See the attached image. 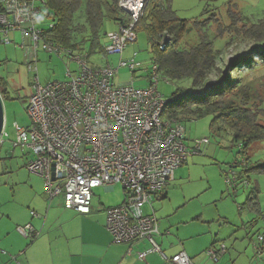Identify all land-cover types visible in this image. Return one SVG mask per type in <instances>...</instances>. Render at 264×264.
<instances>
[{"label":"built area","instance_id":"2783aa9c","mask_svg":"<svg viewBox=\"0 0 264 264\" xmlns=\"http://www.w3.org/2000/svg\"><path fill=\"white\" fill-rule=\"evenodd\" d=\"M146 1H119L120 8L131 19L126 24H118L109 36L105 46L107 55L122 57L127 46L136 42V27L143 16ZM43 3L44 0H0L4 7L0 12V42H11V34L20 31L21 46L27 51V63L33 71L39 48L59 56L67 55L77 63V68H68L65 80L46 85L35 76L34 92L25 102L31 126L14 125L16 139L12 146L33 154L27 169L43 178L49 202L63 194L65 207L79 214L91 212L95 188L114 189L120 184L126 193L124 201L107 209L106 228L113 241L148 240L152 247L139 253L141 259L149 252H161L154 239L159 233V220L154 214H146L145 207L151 206L175 180V171L186 164L190 156L203 153L202 147L209 143V139L195 140L189 146L185 142L183 122L163 116L170 99H165L158 90L159 73L155 60L148 87L137 88L133 81L116 84L114 76L121 67L134 72L140 63L133 58L121 60L118 67L111 64L94 66L82 51L52 41L39 27L42 18L39 5ZM170 38L161 34L155 43L163 50ZM181 97L182 94H178L175 99ZM99 109H104L109 122L118 123L119 119H124V127L131 135L121 130L115 142H106L96 148L97 142H89L86 135L70 134V126L77 118H81L82 124L88 119L95 123ZM136 120L143 121V126L134 127ZM7 137L5 129L0 147L5 145ZM76 142L79 148H76ZM158 142L165 144L166 149H160ZM239 146L241 151L242 145ZM239 163L244 165V159ZM239 163L235 162L227 172V182L235 191L242 185L249 186V181L233 169ZM31 214L39 216L35 211ZM116 222L122 226L120 235L113 231ZM17 231L30 240L40 234L31 224L18 226ZM226 252V245L221 243L208 248L205 253L217 263ZM167 261L169 264H194L185 251L167 258Z\"/></svg>","mask_w":264,"mask_h":264},{"label":"rangeland","instance_id":"374dc122","mask_svg":"<svg viewBox=\"0 0 264 264\" xmlns=\"http://www.w3.org/2000/svg\"><path fill=\"white\" fill-rule=\"evenodd\" d=\"M163 3H169L175 16L186 21V31L180 42L181 48H190L199 42V27L203 22H207L203 29H207L211 38L217 35L219 24L211 20L212 16L216 14L221 23L227 25L231 22V7L250 22L256 23L264 19V0H163ZM82 10L77 13L80 16L77 21L84 23ZM115 30V23L106 20L100 32L103 45L108 43V37ZM163 34L172 37L170 32ZM137 35L136 42L127 46L122 57L107 55L100 47L92 48L91 41L81 43V50L77 51L88 55V61L99 67L107 64L118 67L121 60L129 61L135 58L136 62L140 63L136 71L131 72L129 68L121 67L114 76V81L116 84L133 81L135 87L146 88L150 85L155 51L144 24L137 28ZM11 38L9 43L0 42V83L6 89L4 104L8 134L5 145L0 147V208L3 209L23 203L21 199H26L30 192L31 182H28V179L36 176L27 169L33 154L23 152L20 148L14 149L12 146L16 139L14 125L24 128L31 126L25 102L34 92L35 76L39 77L42 85H46L65 80L68 68H77V63L71 61L67 55L59 56L39 48L33 71L27 63V51L21 46V32L12 33ZM80 40L81 36L78 37V41ZM214 41V47L220 50L223 61L220 65L225 69L231 61L246 57L251 51L264 49V44L242 37L229 41V35H225L222 38H214ZM242 75L244 81H251L256 88L264 92V64L245 71ZM212 78L214 79L215 75ZM190 84L188 79L166 81L160 75L158 90L168 100L181 87L191 88ZM211 120L212 117L208 116L183 122L186 144L191 146L193 141L203 138H208L209 143L202 147V154L190 156L187 163L175 171V180L165 189L166 197L157 203H160L161 207L156 208L155 215L159 216L161 222L170 219L173 223L190 222L199 217L201 220L196 224L197 232L202 237L199 238L201 243L210 245L216 241L217 244L224 243L227 247L228 253L219 261L221 264L228 260L230 264H264V172L252 170L255 166L264 165V139L249 146L243 155L240 153V141H235L229 131H217L213 128ZM244 158H247L246 165L239 163ZM235 162L239 164L233 169L243 176L244 180L249 181V186L242 185L237 191L227 182V172ZM247 168L248 171L245 172ZM252 191L257 197L260 196L263 214L260 217L248 201ZM125 197L126 193L120 184H116L112 191L97 187L93 190L92 203L112 207L121 204ZM54 203L63 206L64 197H57ZM145 213L153 214L152 208L145 207ZM205 252L203 251V254H206Z\"/></svg>","mask_w":264,"mask_h":264},{"label":"trees","instance_id":"16d2710c","mask_svg":"<svg viewBox=\"0 0 264 264\" xmlns=\"http://www.w3.org/2000/svg\"><path fill=\"white\" fill-rule=\"evenodd\" d=\"M119 1L44 0L39 5L42 17L39 27L49 39L64 47L81 50V43L91 41L92 48L100 47L105 53L108 43L103 45L100 35L105 21L111 20L118 25L126 24L131 19L120 8ZM81 10L84 23L77 21L80 19L77 13ZM3 11L4 7L0 4V12ZM229 18L231 22L224 25L216 14L213 15L211 20L219 24L218 34L211 38L207 29H203L207 22H203L199 27V42L190 48H181L186 21L175 16L169 3L147 0L136 31L140 24L145 25L155 51L154 60L159 76L162 75L166 81L188 79L191 83V88L181 87L174 92L163 116L174 117L182 122L211 116L213 128L231 132L233 139L242 145L240 153L245 155L249 146L264 139V92L251 81H244L242 74L264 64V49L251 51L248 56L231 61L225 69L220 65L223 61L220 50L214 47V38L229 35V41L242 37L263 45L264 19L250 22L232 7L229 9ZM164 32H170L172 37L166 48L160 50L155 39ZM192 88L197 91L194 92ZM0 93L5 100L6 89L1 83ZM178 94H182V97L176 100ZM244 161L246 165L247 158ZM252 170L264 172V165L255 166ZM248 201L259 212V200L255 192H251Z\"/></svg>","mask_w":264,"mask_h":264},{"label":"crops","instance_id":"0c3cea01","mask_svg":"<svg viewBox=\"0 0 264 264\" xmlns=\"http://www.w3.org/2000/svg\"><path fill=\"white\" fill-rule=\"evenodd\" d=\"M115 25L117 28L116 23ZM28 182H31L30 192L26 199H21L23 203L10 208H0V264H53L54 258L65 260L67 264H95L101 256V264H169L167 258L180 251H185L194 264H217L203 254V251L221 243H201L199 238L202 237L197 232L196 224L201 220L199 217L184 223H173L170 219L159 221V233L154 235V239L161 252H149L141 259L139 253L149 251L152 244L146 239L132 243L114 242L106 228L109 207L92 203L89 214H79L68 210L65 205L54 203L57 197L49 202L44 180L39 175L28 179ZM165 194L166 190L151 204L154 215L156 208L161 207V204L157 203L166 197ZM259 197L258 217L263 215ZM32 211L37 212L39 216H33ZM155 216L159 220V216ZM26 224H31L40 233L37 238L30 240L19 234L17 227ZM55 237L59 239L56 240ZM50 245H58L62 255H50ZM227 253L228 250L221 259ZM122 254L123 259H118ZM222 264H230V261Z\"/></svg>","mask_w":264,"mask_h":264},{"label":"snow or ice","instance_id":"6c2138e0","mask_svg":"<svg viewBox=\"0 0 264 264\" xmlns=\"http://www.w3.org/2000/svg\"><path fill=\"white\" fill-rule=\"evenodd\" d=\"M96 115V121L93 123L91 119H88L84 121V123H81V118H77L75 123H73L70 126V134L75 135L77 137L86 135L89 142H97L95 144L96 148H100L103 144L106 142H115V139L120 137V131L124 130L127 132L128 135H131L130 132L127 131V129L124 127L125 120L119 119V122H109L107 120V113L104 111V109H99ZM144 122L140 120H136L134 122V127L136 125L143 126ZM74 129V131H72ZM69 143H73V141L69 140ZM76 148H79V143L76 142ZM158 147L160 149H166V145L158 142ZM139 163V161H137ZM122 230V226L120 222H116V227L113 229V231L116 232L117 235H120ZM54 239L58 240L59 237H55ZM50 255L53 257L61 256L62 252L58 245L52 246L50 245ZM123 259V254L118 258ZM103 260V256H101L99 259L95 261V264H101V261ZM53 264H67V261L65 260H56L53 259Z\"/></svg>","mask_w":264,"mask_h":264},{"label":"water","instance_id":"95a60500","mask_svg":"<svg viewBox=\"0 0 264 264\" xmlns=\"http://www.w3.org/2000/svg\"><path fill=\"white\" fill-rule=\"evenodd\" d=\"M5 129H6V110H5L4 99L0 93V139L3 136Z\"/></svg>","mask_w":264,"mask_h":264}]
</instances>
